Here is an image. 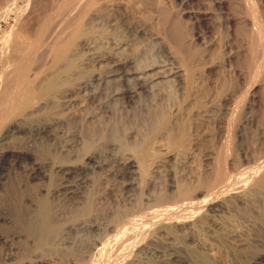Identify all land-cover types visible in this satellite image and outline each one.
<instances>
[{
	"label": "bare ground",
	"instance_id": "6f19581e",
	"mask_svg": "<svg viewBox=\"0 0 264 264\" xmlns=\"http://www.w3.org/2000/svg\"><path fill=\"white\" fill-rule=\"evenodd\" d=\"M18 1L1 0L0 13L9 14ZM26 1L19 20L16 19L18 28L5 37L8 49L3 55L8 69L6 76L3 75L6 86L0 92V114L6 124L0 129V147L15 132H26L22 125L35 115L41 116L49 106L69 107L81 98L105 112L120 109L127 117L132 114L134 125L141 120L140 133L149 127L163 126L164 114L158 115L157 111L168 109L173 129H179L182 135L185 133L187 127L181 113L190 104V75L172 64L174 58L170 51L162 46L159 52H166L167 60L154 62H139L135 56L126 54L132 42L142 41L145 35L133 34L124 19L102 18L96 8L101 0H53L49 12L23 25L22 20L32 14L34 7L32 0ZM253 12L254 15L245 14L247 17L243 19L250 33L261 34L264 21L261 25L256 9ZM232 22L233 17H228L227 24ZM260 42L258 46L263 45ZM261 62L262 58L257 64L259 68ZM84 71L87 75H83ZM164 83L169 85L165 87ZM251 87L252 99L257 92L255 86ZM240 100L234 92L225 94L222 130L235 117ZM60 119H53L51 125L30 126L27 133L35 135L42 144L51 142L55 147L50 144L48 153L53 151L50 157L33 163L28 174V180L37 182L38 190L23 197L18 208L0 209V219L11 228L10 235L0 234V241L6 245L13 241L27 246V255L20 264H197L181 251L193 244L213 264H264V251L245 256V262L236 257L226 258L222 240L208 233L220 213L257 208L256 196L264 195V152L258 158H246L252 165L240 169L237 166L235 173L228 171L229 166L226 167L218 154L210 156L208 175L206 179L201 177L199 187L176 190L171 187L159 196L147 194L137 198L135 192L146 172V156L121 152L115 142L109 143L102 152L89 151L80 156L82 136L73 133L69 139L62 140L64 122ZM129 127V138L139 136V131L135 133ZM147 131L143 133L146 135ZM142 138L144 141L145 137ZM30 152L3 151L0 161L9 153L18 162L30 160L33 156ZM57 178L63 182L52 185ZM227 239L236 241L241 251L256 242V238L237 232Z\"/></svg>",
	"mask_w": 264,
	"mask_h": 264
},
{
	"label": "rangeland",
	"instance_id": "374dc122",
	"mask_svg": "<svg viewBox=\"0 0 264 264\" xmlns=\"http://www.w3.org/2000/svg\"><path fill=\"white\" fill-rule=\"evenodd\" d=\"M52 1L32 0L33 12L27 14L25 18L23 17L25 20H22V24L28 25L38 16L49 12ZM146 1L101 0L96 8L101 17L103 16L102 18L124 19L133 34L145 35L142 41H138V39L133 41L132 50L130 48L125 52L126 54L135 56L139 62L166 61L167 53L159 52L163 46L173 56L172 64L189 73L190 104L185 105L186 107L184 110L182 109L181 113V120L184 124L186 123L185 127H187L185 133L182 135L179 129V131L176 130L177 128L173 129V123L171 124L168 119V109H164V113L161 109L157 111L158 115L164 114V125L144 128L145 131H148L145 135L143 133L145 131L142 130L141 133L145 135L143 136L139 131L143 126L140 123L141 120H138L134 125L136 121L132 114L127 117L126 113L119 111L120 109L118 112H105L91 106L86 98H81L77 104L69 106L70 108L63 104L61 106L59 104V107L57 105L49 106L51 112L47 108L41 116L40 114L33 116L22 125L27 129L26 132H15L14 136L0 147V155L3 151L19 150H30L33 155L30 160L18 162L12 156L13 154L9 153V156L7 155L0 161V209L12 206L18 208L23 197L38 190L37 182L28 180V174L32 170L33 163L50 157L49 154L53 151L48 153V147L50 144L52 146L54 144L50 142L44 145L39 138L27 131L32 125L34 127L51 125L55 118H61L60 120L64 122L61 129L63 131V134L61 133L62 140L69 139L73 133L82 136V145L79 147L80 156L89 151L102 152L112 142L119 145L121 152L131 153L136 157L146 156V169L144 168L146 172H143V176L140 178V182L143 184L140 183L135 192L137 198L147 194L159 196L161 192L164 194L171 187L173 190L199 187L202 178L206 179V174L208 175L207 163H209L210 156L218 154L221 160H224L226 167L229 166L228 171L231 170V173H235L238 168L252 165L247 162L246 158L251 156L258 158L264 152V53L262 54L264 52V25H262L264 0H248L250 4L248 1L246 4V0H148V4L145 3ZM25 3L27 4L26 0H19L17 5L12 6V10L15 8L13 12L10 8L9 14L0 13V92L5 89L6 69H8L5 58L8 49L7 45L5 46L6 36L18 28L16 23L18 24V18L23 10L21 7H25ZM16 7L18 8L16 9ZM253 8L257 12L255 15L260 17L261 34L250 33L251 31L243 19L248 14L251 16V12L254 15ZM251 9L252 11H250ZM35 12H38L39 15L38 13L35 15ZM228 17H233V24H227ZM16 19L18 20L16 21ZM260 40L262 46H258ZM155 42L158 43L155 44ZM259 58H262L263 61L261 68L257 65L260 64ZM86 72L83 75H87ZM4 74L5 76H3ZM259 74H261L260 77ZM164 84L166 85V83ZM167 85L169 84L167 83ZM251 86H255L257 92L252 99L250 98V88H253ZM227 92H234L237 98L241 99L237 104L239 105L241 102L239 106L242 110L236 105L237 112L233 117L234 120L231 119L233 123L231 121L228 127L224 126V130H222L223 120L221 118L224 109H226L223 100ZM238 95H243V99ZM0 115L1 129L6 124V120L2 113ZM129 126L134 128L133 132L139 131V136L129 138L127 131ZM142 137H145V142ZM57 159L60 160L61 157L57 155ZM237 166L239 167L237 168ZM233 169L234 171H232ZM7 176L17 178L11 180ZM60 182L63 181L57 178L51 184L55 185ZM24 186L27 188H23ZM120 202V206H122L123 201ZM256 205L257 208L252 210L253 212L246 209L220 213L214 221L212 229L208 230L210 235L214 237L217 235L216 238L222 240L221 247L223 246L224 250L228 252L225 251L226 258L228 256V258L236 257L239 261L241 260L240 262H245L248 256L264 251V226H262L264 222H261L264 219V195L256 196ZM259 218L262 219L259 220ZM2 223L0 219V234L10 235V226L5 222ZM235 231L242 233L245 237L256 238V242L252 246L246 251L243 250L246 254L238 248L236 241L227 239L228 236L233 235V232L235 234ZM22 244L10 241L6 245L5 242L0 241V260L2 259V263H0L20 264L25 259L23 256L27 251L25 243ZM195 245H188L190 248L182 249V253L185 256L187 254V257L189 256L194 263L213 264L201 252L202 249ZM24 246L26 247L25 252L23 251ZM17 253L20 258H23H18ZM245 256L247 257L245 258Z\"/></svg>",
	"mask_w": 264,
	"mask_h": 264
}]
</instances>
